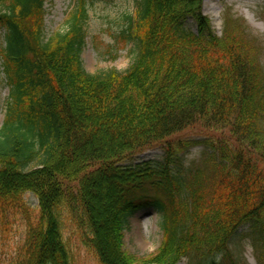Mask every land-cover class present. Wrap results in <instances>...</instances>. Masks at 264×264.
I'll list each match as a JSON object with an SVG mask.
<instances>
[{
  "label": "trees",
  "instance_id": "16d2710c",
  "mask_svg": "<svg viewBox=\"0 0 264 264\" xmlns=\"http://www.w3.org/2000/svg\"><path fill=\"white\" fill-rule=\"evenodd\" d=\"M46 1L0 0V227L26 225L13 264H76L77 243L99 264H237L230 245L244 225L264 264V67L243 22L227 14L217 35L203 0H140L120 33L132 62L89 73L96 0H74L48 38ZM195 143L200 163L187 167ZM156 147L158 158L122 165ZM148 206L162 242L138 257L124 230Z\"/></svg>",
  "mask_w": 264,
  "mask_h": 264
},
{
  "label": "rangeland",
  "instance_id": "374dc122",
  "mask_svg": "<svg viewBox=\"0 0 264 264\" xmlns=\"http://www.w3.org/2000/svg\"><path fill=\"white\" fill-rule=\"evenodd\" d=\"M74 0H47L45 2L44 36L63 31L64 21L72 9ZM140 0H96L89 5V18L86 23V40L81 52L83 66L89 73H98L110 68L125 70L133 60L132 41L120 40V33L127 27V16H133ZM212 6H214L212 8ZM216 9V14L213 9ZM203 14L208 17L212 29L220 35L224 17L228 14L243 22L250 36L254 37L261 48V62L264 67V0H203ZM192 23L191 20H189ZM192 30L196 31L195 24ZM3 30L0 28V41ZM8 87L0 68V126L3 121ZM194 141L202 139L197 130L183 132ZM203 145L195 143L183 153V163L195 167L200 163ZM161 148H151L136 156L123 166L136 164L147 159L158 158ZM25 199L32 209H36L37 199L30 193ZM26 225L19 220L10 219L0 227V264H13V258L24 241ZM74 244L76 236L70 234ZM162 242L159 212L151 206L137 210L129 217L124 230V249L138 257L149 256ZM75 248L76 264H99L94 256L79 243ZM231 250L237 257V264H259L257 248L248 225L242 226L233 236ZM177 264H188L184 258Z\"/></svg>",
  "mask_w": 264,
  "mask_h": 264
},
{
  "label": "bare ground",
  "instance_id": "6f19581e",
  "mask_svg": "<svg viewBox=\"0 0 264 264\" xmlns=\"http://www.w3.org/2000/svg\"><path fill=\"white\" fill-rule=\"evenodd\" d=\"M213 7H214V6H212V8H213ZM213 11H215V14H216V9H215V8L213 9Z\"/></svg>",
  "mask_w": 264,
  "mask_h": 264
}]
</instances>
